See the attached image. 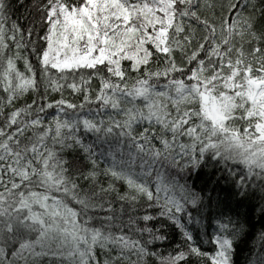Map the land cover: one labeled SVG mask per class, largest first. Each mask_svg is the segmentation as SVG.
I'll use <instances>...</instances> for the list:
<instances>
[{"label": "snow or ice", "instance_id": "6c2138e0", "mask_svg": "<svg viewBox=\"0 0 264 264\" xmlns=\"http://www.w3.org/2000/svg\"><path fill=\"white\" fill-rule=\"evenodd\" d=\"M32 7L25 29L0 0V264H233L244 226L212 206L264 216V0Z\"/></svg>", "mask_w": 264, "mask_h": 264}, {"label": "trees", "instance_id": "16d2710c", "mask_svg": "<svg viewBox=\"0 0 264 264\" xmlns=\"http://www.w3.org/2000/svg\"><path fill=\"white\" fill-rule=\"evenodd\" d=\"M35 2H37V0H23V5H21L20 0H9V24L12 22H19L25 29L32 27L34 20H38V16L32 7ZM33 38H35V36ZM32 62L33 64L36 63L35 57H32ZM19 67L20 70L23 71L22 62L19 64ZM59 98L60 96L58 93L53 94V96L50 97V99L53 101ZM65 98L68 100H74L72 96L68 95L67 91L65 92ZM28 102H31V97L28 98ZM181 183H183V180H181ZM189 183H194L195 186L199 188L203 183V178L197 179L193 177L189 180ZM84 187L87 190L88 186L84 185ZM220 187L224 188L223 185ZM95 190L98 191L99 189L96 188ZM215 195L216 193L214 192L213 196ZM226 195V191H221L220 196L222 199H224ZM114 207L116 208L117 212H119L120 203L116 202ZM138 211L140 214H144L145 211H147L148 214H153L156 212V209H145L138 206ZM212 212L215 216L223 219L225 223H227L228 219L231 218L232 221L239 222L244 226L243 232L235 241L233 264H253V261L258 260L260 256L264 254V248L261 247V245L264 244V241L260 240V234L264 232V216H262L259 212L258 195L255 199L249 201H242L239 197L232 198L228 196L226 203L220 205L219 208L213 204ZM221 212L223 213L222 216L220 215ZM193 216L197 217L195 210H193ZM197 218L201 219L203 228L196 225L195 223L187 226L189 230L193 232V235L196 237V239L200 242L201 248L211 252L212 246L203 243L202 233L205 231L208 234L213 233L216 230V220L212 219L210 224L207 213L204 214L203 218ZM184 222L187 224L186 219ZM165 231L167 233V239L162 243H159L156 246V250L167 254L168 252L173 251L178 243H182L183 241L181 239L179 230L176 229L175 226H169L165 229Z\"/></svg>", "mask_w": 264, "mask_h": 264}, {"label": "rangeland", "instance_id": "374dc122", "mask_svg": "<svg viewBox=\"0 0 264 264\" xmlns=\"http://www.w3.org/2000/svg\"><path fill=\"white\" fill-rule=\"evenodd\" d=\"M163 195V194H162Z\"/></svg>", "mask_w": 264, "mask_h": 264}]
</instances>
